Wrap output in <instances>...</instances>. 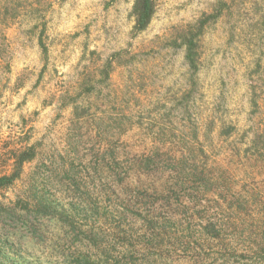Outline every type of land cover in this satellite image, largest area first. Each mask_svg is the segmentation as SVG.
<instances>
[{"label":"rangeland","instance_id":"obj_1","mask_svg":"<svg viewBox=\"0 0 264 264\" xmlns=\"http://www.w3.org/2000/svg\"><path fill=\"white\" fill-rule=\"evenodd\" d=\"M135 1L0 0V177L35 153L0 203L49 211L0 231L8 263L71 264L75 214L139 264H264V0H156L140 32Z\"/></svg>","mask_w":264,"mask_h":264},{"label":"trees","instance_id":"obj_2","mask_svg":"<svg viewBox=\"0 0 264 264\" xmlns=\"http://www.w3.org/2000/svg\"><path fill=\"white\" fill-rule=\"evenodd\" d=\"M156 0H136L133 6V16L135 17V29L136 31H144L149 26L152 18L155 14V5ZM218 15H211L202 19L196 28L198 29L197 35H193V30L187 31L183 36L182 43L186 47V60L192 69H196V48L198 46V42L195 41L203 31L204 26L210 22L212 19H216ZM42 47L46 50V47L41 42ZM34 149H28L27 151L22 152L21 154H16L14 157L15 160V170L11 174H6L0 177V190L8 189L12 185H14L20 178L22 174V168L25 163L30 162L34 159L35 153ZM37 203L31 204L30 202H25L26 207L20 206V203L16 204L15 208L8 209L0 203V222L3 223V227H0V231L11 228L15 225H18L20 222H24L23 227L30 232L34 237L40 236L38 228L36 227L34 221L44 217L47 215L48 211V202H45L43 198H39ZM27 208V210H26ZM31 208V209H30ZM128 208H131L128 206ZM17 209L22 213L25 212V218H18ZM51 209V208H50ZM49 209V210H50ZM101 210V215H100ZM48 211V212H47ZM75 216V217H74ZM74 216L69 215H61L58 217L64 225L70 229L68 232V237H73L75 241L83 243V239H87V244L82 245L84 249L80 250L77 254H72V263L71 264H139V254L137 244H132V248L123 249L124 251H120L118 253H113L110 249H102L101 247H105L103 243V239L106 237H115L114 233L103 234L97 230L91 229L88 233L81 229L75 227L74 220L78 217L74 214ZM80 216V215H79ZM27 217L29 220H27ZM97 218L100 221L99 224H105L106 221L110 225L111 228H122L124 227L123 222L125 221L124 212L120 211V208L114 203H111L109 207L105 209H99L97 207ZM115 218L118 221H114ZM23 220V221H22ZM27 221V222H26ZM96 222V219H94ZM115 222V223H113ZM143 222L146 224V219H143ZM62 226L64 227V225ZM4 228V229H3ZM1 236V234H0ZM8 248L2 242L0 237V264H10L8 263ZM97 252V253H96ZM114 254V255H113ZM142 264H145L143 262Z\"/></svg>","mask_w":264,"mask_h":264}]
</instances>
